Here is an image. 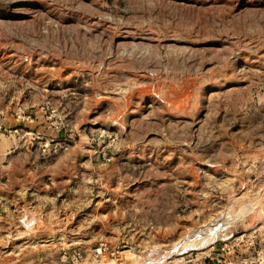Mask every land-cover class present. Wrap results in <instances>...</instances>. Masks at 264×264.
I'll list each match as a JSON object with an SVG mask.
<instances>
[{
	"label": "rangeland",
	"instance_id": "374dc122",
	"mask_svg": "<svg viewBox=\"0 0 264 264\" xmlns=\"http://www.w3.org/2000/svg\"><path fill=\"white\" fill-rule=\"evenodd\" d=\"M262 224L264 0H0V264Z\"/></svg>",
	"mask_w": 264,
	"mask_h": 264
},
{
	"label": "built area",
	"instance_id": "2783aa9c",
	"mask_svg": "<svg viewBox=\"0 0 264 264\" xmlns=\"http://www.w3.org/2000/svg\"><path fill=\"white\" fill-rule=\"evenodd\" d=\"M18 118H22V115L19 114ZM104 158L106 159V156ZM211 246L210 252L204 256L207 264H264V224L250 232L231 235L215 241ZM91 254L96 260L101 261L108 256L117 257L119 251L108 247L105 243H100ZM81 258L80 253L73 252L71 260L78 263ZM191 262L192 259L186 261V263Z\"/></svg>",
	"mask_w": 264,
	"mask_h": 264
},
{
	"label": "bare ground",
	"instance_id": "6f19581e",
	"mask_svg": "<svg viewBox=\"0 0 264 264\" xmlns=\"http://www.w3.org/2000/svg\"><path fill=\"white\" fill-rule=\"evenodd\" d=\"M223 230H224V228H222V226L221 227L219 226V227H212L210 230L203 232L202 234L201 233H194V234L190 235L189 237H187V239H185L181 245L176 247V249L174 250V253L171 254L170 256H172V255L175 256L177 254L180 255V254H183L185 252L192 251V250H202L204 248H207L213 244L215 239L219 235H221ZM168 255H169V253H168ZM167 257H169V256H167ZM138 261L139 260L137 259L136 262H138ZM161 261H162V259H161ZM136 262H134V263H136ZM132 264H133V262H132Z\"/></svg>",
	"mask_w": 264,
	"mask_h": 264
}]
</instances>
